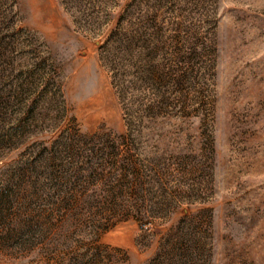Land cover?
<instances>
[{
    "label": "rangeland",
    "instance_id": "374dc122",
    "mask_svg": "<svg viewBox=\"0 0 264 264\" xmlns=\"http://www.w3.org/2000/svg\"><path fill=\"white\" fill-rule=\"evenodd\" d=\"M0 264H264V0H0Z\"/></svg>",
    "mask_w": 264,
    "mask_h": 264
}]
</instances>
